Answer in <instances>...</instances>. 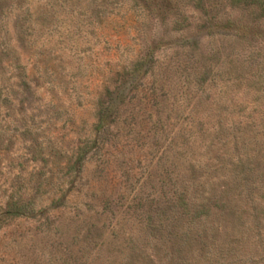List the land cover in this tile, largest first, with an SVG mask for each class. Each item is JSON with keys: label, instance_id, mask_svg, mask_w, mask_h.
I'll return each mask as SVG.
<instances>
[{"label": "rangeland", "instance_id": "1", "mask_svg": "<svg viewBox=\"0 0 264 264\" xmlns=\"http://www.w3.org/2000/svg\"><path fill=\"white\" fill-rule=\"evenodd\" d=\"M262 15L0 0V264H264Z\"/></svg>", "mask_w": 264, "mask_h": 264}, {"label": "trees", "instance_id": "2", "mask_svg": "<svg viewBox=\"0 0 264 264\" xmlns=\"http://www.w3.org/2000/svg\"><path fill=\"white\" fill-rule=\"evenodd\" d=\"M233 1V0H230ZM238 2H240L241 4H243V6L245 7H252L255 8L257 10H259L263 15L262 17H264V0H236ZM86 155V152L83 150H79L78 153L76 154V159L79 161L80 159H84ZM179 208L181 209V211L183 212V214L186 213L187 216H189V222H192L193 219H198L201 216H205V211L202 209V207L199 206H194V205H190L187 204L186 202H183L182 200L179 201ZM11 215L13 216H18L20 215V212H18V210H13V212L11 211ZM183 234V232L181 233V235Z\"/></svg>", "mask_w": 264, "mask_h": 264}]
</instances>
